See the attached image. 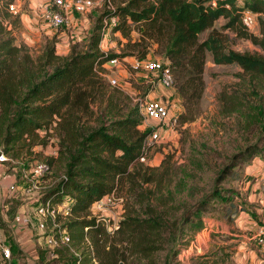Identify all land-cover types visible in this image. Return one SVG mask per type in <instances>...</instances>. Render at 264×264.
Masks as SVG:
<instances>
[{
    "label": "trees",
    "instance_id": "trees-1",
    "mask_svg": "<svg viewBox=\"0 0 264 264\" xmlns=\"http://www.w3.org/2000/svg\"><path fill=\"white\" fill-rule=\"evenodd\" d=\"M211 1L128 0L122 6L105 10L97 18L85 49L81 52L73 50L64 59L55 53L54 44L47 43L40 55L33 57L27 46L15 43L11 34L0 36L1 142L3 146H11L10 150L4 148L5 153L16 149L15 155L20 156L21 151L45 147L47 143L39 133L53 129L60 154L69 156L63 178L40 197L42 202L68 205L70 221L63 227L80 257L70 255V246L56 250L63 264H115L118 255L112 246L107 248L110 238L90 217L91 206L119 187L129 184L133 188L137 177L141 178L142 184L156 181L158 185L164 178L163 174L156 178L154 174L140 175L142 163L139 159L149 133L139 130L142 123L140 105L126 106L125 115L120 111L113 112L122 103L120 98L123 95L116 90L107 93L99 69L111 58L119 56L102 54L100 43L104 28H110L112 34H121L137 51L138 59L151 57L150 45H157L171 69L172 88L182 100L183 113L177 118L178 124L193 122L200 115L208 55L213 65H236L244 73L264 77V0H242L241 6L237 5V0H214L215 7L210 5ZM13 2L0 0V6L8 9ZM243 9L257 15L258 35L242 27L240 13ZM111 18H116L117 22L109 27L104 22L108 23ZM17 19L12 20L18 23ZM220 19L225 23L216 29L214 25ZM135 30L140 37L133 41L131 33ZM224 31H232L236 38L249 41L260 53L226 49ZM206 32L207 36L200 40V35ZM97 94L107 95L97 126H82V118L92 115L90 105L96 101ZM260 155L264 156V145H253L234 155L217 175L214 189L194 207L184 211L177 230L182 239L177 253L188 246V235L207 226L204 217L217 213L216 206H222L227 221L233 222L229 207L238 195L233 188L218 186L228 178L232 179L230 184L238 181L241 178L237 171L239 167L251 165ZM30 162H25L27 169L31 167ZM20 177V174L16 175L17 180ZM147 207L149 218L125 216L119 222L115 235L121 243L129 245V253L133 256L146 260L147 264H156L153 256L162 250L163 229L168 228L164 227L155 209ZM6 234L9 237V233ZM86 238H89L90 247L84 251L80 245ZM12 251L17 257L19 250L13 248Z\"/></svg>",
    "mask_w": 264,
    "mask_h": 264
},
{
    "label": "rangeland",
    "instance_id": "rangeland-1",
    "mask_svg": "<svg viewBox=\"0 0 264 264\" xmlns=\"http://www.w3.org/2000/svg\"><path fill=\"white\" fill-rule=\"evenodd\" d=\"M127 1L91 0L92 7L87 13L78 14L70 11L66 14L67 20L64 26L58 28V32L53 37L52 35L49 37H52V39L48 38L49 35L46 39L45 34L47 33L44 32H40V35L30 34V43L27 46L29 53L33 57L39 56L47 43L54 44L55 53L63 59L67 58L73 50L76 52L83 51L97 18L109 6L116 8ZM32 2L40 8L47 5L43 0H14L12 4L16 6L17 15L11 14L7 8L0 6V36L6 33L11 34L15 38V43L19 44L18 27L13 20H16L18 14L23 12L28 4ZM237 5L241 6L240 3H237ZM40 18L43 20L41 16ZM224 23L225 21L220 19L214 27L220 29ZM43 25H47L44 20ZM50 29L49 26L45 30ZM249 33L259 34L258 22L257 27ZM207 34L206 32L200 35L199 39L203 40ZM223 34L226 49L240 53H260V50L249 41L236 38L232 31H224ZM139 37L137 30L131 33L133 41ZM150 46L152 56L148 55L144 59L150 61L163 60L157 45L152 44ZM103 52L119 56L118 65L104 64L99 69L100 78L107 93L116 90L123 95L120 98L122 103L118 108L113 109V112L120 111L122 115H125L126 106L132 108L147 100L162 99L163 102L166 101L170 116L178 118L183 113L182 100L173 88H167L173 90L170 95L172 98L164 100L156 92L158 89H155L158 84L157 77L151 72H135L128 63L123 62V59L129 57L132 59L138 58L135 55L137 51L130 47V43L121 34L110 32ZM210 60L208 55L203 74L205 88L200 103V115L193 122L179 123L174 133L163 134L160 141L147 151L146 160L141 164L140 175L148 174L150 176L154 174L156 178L159 174H163L162 184L158 185L156 181L142 184L141 178L137 177L133 188L127 184L119 187L117 191L115 190L117 197L121 199L119 217L117 216L119 220L128 215L147 219L149 218L147 217L149 213L147 206H151L155 209V213L161 216L164 227L168 228L163 229L164 243L162 250L153 256L156 264H188L191 262L214 264V262L222 259L225 261L221 264H264V249L257 246L253 238L250 239L251 231L240 219V211L243 210V205L239 204L236 199L232 201L229 207L233 222L227 221L226 211L222 206L220 208L216 206L215 208H218L217 213L204 217L207 226L199 232L188 235L187 239L190 240L188 246L177 253L182 245V239L179 237L177 230L179 231L178 228L184 211L194 207L199 200L214 189L217 175L223 167L230 163L234 155L247 147L264 145V77H254L251 74L244 73L236 65L216 66ZM121 69L126 71V76L123 77L120 74ZM111 79L116 80V86L110 84L109 80ZM102 95H95L96 101L90 105L92 115L82 118V126H97L99 114L104 110L107 101V95L104 97ZM103 119L106 122V119ZM141 122L139 130L142 133L147 132L148 128L154 126L153 123H149L148 126L143 121ZM2 133L3 128L0 126V156L3 155L6 160L0 162V168L5 169L2 174H10L14 177L20 174L21 177L18 178V182L20 186L24 187L25 176L29 170V168H26L28 165L25 162L31 160L29 166L36 162H44L51 168V173L40 179L38 190L20 192L18 200H13L12 197L4 199L13 203L5 209L8 215L10 214L13 218L17 203L19 206L21 204V207L23 205L27 207L32 199L39 198L63 178L69 156L60 154L57 134L53 129L45 133H39L40 137L44 138L43 141L47 143V146L43 148L36 147L33 151H21L20 156L15 155L16 149L5 153L4 148L10 150L11 146H3L1 142ZM53 152H55V155H52ZM263 157V155H260L257 158L261 159ZM245 167L246 165H242L237 170L241 174L238 181H232L230 184L232 179L228 178L225 183L220 184L218 187L233 188L238 196L243 195L241 184L244 179L242 170ZM11 180L12 178L9 176L3 181L8 183ZM21 212L24 213V211ZM89 212L90 217L96 215L92 206ZM69 221L70 217L57 216L58 224L65 230L66 228L63 226ZM50 225L49 227H51ZM108 236L110 241L107 248L112 246L113 251L118 255L115 264H147L146 260L129 253V245L121 243L115 234ZM7 241L10 244L9 238H7ZM69 246L71 247L70 255L80 257V252H76L71 243ZM65 247L67 246L48 249L39 242L36 247L39 257L36 261L28 263L27 255H24L21 251L18 252L17 257L14 256L15 253L12 251V259H18V264H63V260L57 257L56 250ZM80 247L81 250L87 251L85 249L90 247L89 240L85 241L83 245L81 244Z\"/></svg>",
    "mask_w": 264,
    "mask_h": 264
},
{
    "label": "built area",
    "instance_id": "built-area-1",
    "mask_svg": "<svg viewBox=\"0 0 264 264\" xmlns=\"http://www.w3.org/2000/svg\"><path fill=\"white\" fill-rule=\"evenodd\" d=\"M46 6L42 8V19L44 22L52 28L58 29L63 27L66 23V14L70 11H74L78 14L87 13L91 7V0H46ZM212 7L216 6L214 0L211 1ZM109 6L108 8H110ZM228 8V6H227ZM111 9H114L111 7ZM8 10L11 14L17 15L15 4H10ZM117 22L116 18H111L108 23L104 22L107 26L112 27ZM257 15L249 9H243L240 13V23L242 27L248 32H252L257 27ZM110 33V28L103 29L102 40L100 48L105 47L107 37ZM102 54L108 55L106 52L101 51ZM118 58H111L108 65H118ZM131 69L135 72H151L157 74L158 82L165 88H172L173 78L169 64L165 60H146L135 59L130 64ZM112 86H116V80H109ZM140 115L142 121L145 124L153 123L146 130L148 133L143 149V155L139 159V163H144L147 156V151L151 146L158 143L163 134L174 133L178 127L177 117H172L169 114L168 106L165 102L152 99L144 101L140 104ZM142 124V123H141ZM149 126V125H148ZM52 155H55L53 152ZM6 161L4 156H0V162ZM51 173V168L47 163L36 162L31 165L28 170V174L25 176V186L22 190L34 191L39 189L40 179ZM41 197V196H40ZM38 198V205L31 214L23 216H15L14 223L16 225H28L31 222H35L37 230L39 232L38 240L40 239L41 245L48 249H57L63 246H69L71 243L70 237L65 229H63L57 222V216L70 217V211L66 203L53 205L50 202H42L41 198ZM121 199L117 197L116 191L103 197L101 200L96 201L92 207L96 213L93 216L96 226L101 227L106 234L113 236L121 221L117 218L120 210ZM264 206V201H263ZM119 217V216H118ZM49 224H51L49 227ZM87 230L85 229V232ZM257 246L264 249V225L260 226L255 236L253 237ZM85 241H88L87 238ZM39 243V242H38ZM37 243V245H38ZM12 250L0 230V264H12Z\"/></svg>",
    "mask_w": 264,
    "mask_h": 264
},
{
    "label": "crops",
    "instance_id": "crops-1",
    "mask_svg": "<svg viewBox=\"0 0 264 264\" xmlns=\"http://www.w3.org/2000/svg\"><path fill=\"white\" fill-rule=\"evenodd\" d=\"M43 1L46 2V0ZM237 3H240V5L243 4L242 0H237ZM41 14L42 8L36 6V4H33V2L28 4L27 8L18 14L17 27L19 44L29 46L30 34L40 35V32H44L47 33L45 34L46 37H44L48 39L51 35L53 37L58 32L57 29L52 28L51 26L50 30H45L49 26L43 25V20L40 18V16L42 17ZM52 37L49 39H52ZM104 48L105 47L101 48L100 50L104 51ZM133 60L135 59L129 57L123 59V62L130 65ZM120 74L124 77L126 76V71L121 69ZM152 74L157 77V74ZM155 89H158L156 92H158V94H160L164 100H170L172 98L170 95L173 90H168L159 82L155 86ZM160 101L163 100L160 99ZM3 171H5V169L3 167L0 168V230L6 238L10 239L9 245L11 250L15 248L17 251H21L24 255L26 254L28 259L27 262L31 263L36 261L39 257L36 247L37 243L40 242V239H37L40 234L37 230L35 222H31L25 226L16 225L14 223V217L33 213L35 207L38 205V198L35 197L34 200L32 199V202L28 203L27 207L26 205L21 207V204L19 206L17 203L16 209L13 213L15 215L13 218H11L10 214L8 215L5 209L13 205V203L4 199H6V197H12L14 198L13 200H18L19 193H22L23 190L22 186H20L18 180L16 179V176L14 177L10 174H2ZM242 172L244 179L243 181L241 180V185L244 194L239 195L236 200H238L239 204L243 205V210L240 211V219L243 223H245V226L248 227V230L251 231L250 239H252L260 225H264V157L261 159L255 158L251 165L243 168ZM9 176L12 178V180L8 183H5L3 180ZM21 211H24L25 214ZM6 232L9 233V237L7 236ZM12 264H18V259L13 258Z\"/></svg>",
    "mask_w": 264,
    "mask_h": 264
}]
</instances>
